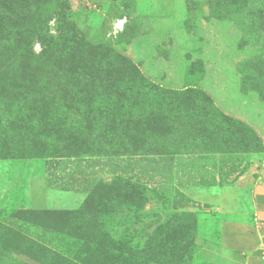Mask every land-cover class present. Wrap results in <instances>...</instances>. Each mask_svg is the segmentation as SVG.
<instances>
[{
	"label": "rangeland",
	"instance_id": "obj_1",
	"mask_svg": "<svg viewBox=\"0 0 264 264\" xmlns=\"http://www.w3.org/2000/svg\"><path fill=\"white\" fill-rule=\"evenodd\" d=\"M4 1L0 264H264V0Z\"/></svg>",
	"mask_w": 264,
	"mask_h": 264
},
{
	"label": "trees",
	"instance_id": "obj_2",
	"mask_svg": "<svg viewBox=\"0 0 264 264\" xmlns=\"http://www.w3.org/2000/svg\"><path fill=\"white\" fill-rule=\"evenodd\" d=\"M7 1H4V0H0V4L1 5H3V6H5V3H6ZM5 7H8V6H5ZM9 8V7H8ZM3 28H4V26L3 25H1V27H0V33L1 34H3L4 32H3ZM30 66H31V63H30V60H29V57L27 56V57H25V59L23 60V63H22V69H27V68H30ZM183 96V99H184V101H186L185 100V96L184 95H182ZM186 96H189V95H186ZM191 97H196V96H198L197 95V93L196 94H191L190 95ZM200 96V95H199ZM187 98V97H186ZM153 122H155L158 126H161L162 125V121L159 119V118H157V119H155V121H153ZM138 124H142V122L140 121V122H137ZM154 128L155 127H152L151 129H153L154 130ZM135 129L138 131V130H143V128L142 129H140L139 127H137V126H135ZM156 130H158V129H156ZM101 191H103V192H101V196H100V199H99V202L100 203H102V204H106L107 206H109L112 210H117L119 207H120V205L121 204H123L124 203V201H121V200H116V199H114V194H116L117 195V193H120L119 192V189H118V187L117 186H115V185H110L109 187H107V188H103V189H101ZM103 193H104V195H103ZM132 196H133V192H131L130 191V193H129V202H131V201H133L132 203H134V204H137L138 203V201L136 200V199H132ZM128 198V197H127ZM90 201V200H89ZM90 203V202H89ZM93 203V202H92ZM100 203H99V205L98 206H100ZM86 207H90V206H86ZM49 213L50 212H46V211H43V212H41L40 213V215H45V214H48L49 215ZM63 214H66V215H68L69 214V212H64ZM90 215H92L93 216V219H97L98 218V215H97V213H90ZM180 230L181 229H176L175 231H173V234H169V233H166L165 234V237H166V240H172V242H176V241H174L177 237H178V235H179V233H180ZM178 240V239H177ZM195 242H194V240H193V238H189L188 240L186 239L185 240V242H184V246H182V250H181V252L180 253H176L175 254V257L176 258H180V257H182V253L183 252H185L186 250H191V251H193L194 250V248H195ZM159 246V245H158ZM165 247H161V254H165ZM190 251V252H191ZM108 257H110V258H113L114 259V257H116V255H114V254H108Z\"/></svg>",
	"mask_w": 264,
	"mask_h": 264
},
{
	"label": "crops",
	"instance_id": "obj_3",
	"mask_svg": "<svg viewBox=\"0 0 264 264\" xmlns=\"http://www.w3.org/2000/svg\"><path fill=\"white\" fill-rule=\"evenodd\" d=\"M259 193H263L264 194V192L262 191V192H259ZM259 193L257 194V196L259 195ZM257 196H256V198H257ZM256 210H257V212H258V214H259V208H258V204H257V199H256Z\"/></svg>",
	"mask_w": 264,
	"mask_h": 264
}]
</instances>
